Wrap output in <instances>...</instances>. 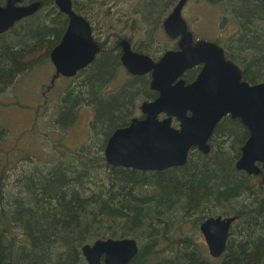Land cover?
I'll list each match as a JSON object with an SVG mask.
<instances>
[{
  "label": "trees",
  "instance_id": "1",
  "mask_svg": "<svg viewBox=\"0 0 264 264\" xmlns=\"http://www.w3.org/2000/svg\"><path fill=\"white\" fill-rule=\"evenodd\" d=\"M8 1L0 0V7ZM40 1L36 13L0 33V95L37 65L50 62L67 31L69 19L54 0L22 3ZM116 1L72 3L76 13L94 24L97 41L104 29L112 32L109 37L115 42L125 39L127 32L139 31L143 40L138 52L155 56L149 48L165 47L157 37L166 34L164 21L180 0H134L113 13ZM204 2L220 10L221 29L237 27L230 38L217 40L226 58L242 68L244 81L264 83V2ZM120 68V52L102 51L76 77L66 78L69 84L57 104L58 115L49 125L66 134L79 111L90 108L94 120L89 144L66 151L59 142L54 157L34 161L14 189L0 160V264H87L84 245L123 238L139 245L130 264H264V169L251 176L236 168L249 130L240 119L226 116L209 141L210 153L194 147L184 166L162 172L110 166L105 149L111 136L130 125L142 102L157 97L143 76L107 92ZM173 125L178 128L177 120ZM6 131L0 120V156ZM28 160L31 163V157ZM219 216L237 221L225 253L215 259L201 241L200 227Z\"/></svg>",
  "mask_w": 264,
  "mask_h": 264
},
{
  "label": "water",
  "instance_id": "2",
  "mask_svg": "<svg viewBox=\"0 0 264 264\" xmlns=\"http://www.w3.org/2000/svg\"><path fill=\"white\" fill-rule=\"evenodd\" d=\"M19 1L9 0L6 7H0V33L36 13L43 3L15 6ZM54 1L68 17L69 25L50 59L57 76L74 78L93 63L102 47L94 40L90 23L73 10L72 0ZM188 1L180 0L164 21L166 33L173 39L181 38L180 50L169 51L154 62L122 42L123 65L133 75L151 73V88L159 92V97L142 106L145 118H134L129 126L115 131L105 149L106 161L110 166L145 172L184 166L192 148L210 153L208 143L217 125L230 115L240 119L250 132L236 168L258 176L259 165L264 169V83L250 85L243 81L242 70L226 59L222 46L208 41L194 43L182 17ZM202 64L194 83L177 81L184 72ZM161 115L165 119L160 120ZM173 119L179 128L172 126ZM236 220L219 216L202 223L200 230L212 258L225 253ZM138 253V242L132 238L99 239L82 247L87 264H130Z\"/></svg>",
  "mask_w": 264,
  "mask_h": 264
},
{
  "label": "rangeland",
  "instance_id": "3",
  "mask_svg": "<svg viewBox=\"0 0 264 264\" xmlns=\"http://www.w3.org/2000/svg\"><path fill=\"white\" fill-rule=\"evenodd\" d=\"M115 1V0H113ZM134 0H117L113 5V13L120 12L122 8ZM104 12V11H102ZM182 17L190 27L195 39L199 41L218 39L225 41L233 36L236 26L220 27L221 12L218 8L208 5L204 0H189L185 5ZM100 23L105 22L103 14L99 15ZM130 38L133 34L129 33ZM160 45L168 47L171 44L167 35L157 37ZM143 40V39H142ZM179 40L176 41L178 43ZM157 49L153 53L158 55L161 47L155 44ZM129 78V77H128ZM127 74L120 71L118 79L110 86L107 92L117 91L120 85L127 79ZM69 84V79L57 76L52 62H46L34 67L22 76L6 93L0 95L1 113L0 120L6 124V136L1 142L0 160L10 175L9 186H17V178L26 170H29L39 158L50 159L54 157L55 145L59 142L66 151L78 150L90 142V125L94 120V111L83 107L78 113V119L74 126L63 133L50 126V122L58 113L57 104L64 88ZM142 112L138 110L137 116ZM69 120V119H68ZM70 121V120H69ZM24 154L27 157H24ZM24 159L26 160H23ZM31 157V163L28 158ZM45 160H39L43 163ZM201 241L205 243L201 234Z\"/></svg>",
  "mask_w": 264,
  "mask_h": 264
},
{
  "label": "flooded vegetation",
  "instance_id": "4",
  "mask_svg": "<svg viewBox=\"0 0 264 264\" xmlns=\"http://www.w3.org/2000/svg\"><path fill=\"white\" fill-rule=\"evenodd\" d=\"M9 2V1H8ZM8 5V3L6 4V6ZM15 6H17V7H25L24 5H23V3H22V0H20L19 2H15V4H14ZM6 6H4V7H6ZM78 14V13H77ZM78 15H80V14H78ZM80 16H82V15H80ZM83 17V16H82ZM84 18V17H83ZM86 19V18H85ZM87 20V19H86ZM88 21V20H87ZM89 22V21H88ZM90 23V25H91V28H92V36H93V38H94V40L96 41V42H98L100 45H101V47H102V49L98 52V54L99 53H101L102 51H116V53H118L119 54V52H120V60H121V72L122 71H124L126 74H127V78L130 80V79H134V78H136V77H147L148 79H149V85H150V89L152 90V91H155L156 93H157V97L155 98V99H153V100H151V101H146V102H142L140 105H139V108L137 109V111L138 110H140L141 112H142V114H141V116L140 117H136V118H139V119H143V118H145L146 116H145V114L143 113V111H142V106L145 104V103H150V102H153V101H155L158 97H159V92L158 91H156V90H153L152 88H151V82H152V75H151V73H149V74H145V75H133V74H131L127 69H126V67L123 65V63H122V57H123V55H124V46L122 45V42H128L129 44H130V49H131V51L132 52H135V53H140V54H144V55H147V54H145V53H141V52H138V48H139V46H140V42H141V40H142V38H141V35H142V32H130L131 34H133V37H135V38H130L129 37V32H127L126 34H125V36H126V38L125 39H121L120 41H117V42H115V41H112V39L109 37V35L112 33V32H108L107 31V29H104V30H101L100 31V35H99V37H100V41H97L96 40V38H95V36L97 35V32H96V34H95V32H94V24H92L91 22H89ZM187 24V23H186ZM188 26V25H187ZM163 27H164V24H163ZM121 29L122 30H124L125 28H123V27H121ZM188 30L192 33V31L190 30V27L188 26ZM164 31H165V29H164ZM166 32V31H165ZM167 34V33H166ZM168 35V34H167ZM192 35H193V33H192ZM168 38L170 39V41H171V44L168 46V47H161L159 50L161 51L158 55H156V54H154L155 56H153V55H147V56H149V57H151L152 59H153V61L154 62H158L167 52H169V51H177V50H180L181 49V47H180V41H181V38H176V39H173V38H171L169 35H168ZM177 40H179V42H178V44L176 43V41ZM193 40H194V43H197V42H199V41H196V39H195V37H194V35H193ZM104 41H108V43H104ZM203 41H207V40H203ZM208 42H214V43H216V44H218L217 43V41H213V40H208ZM103 44H105V45H103ZM174 44H177V46L175 47H172ZM219 45V44H218ZM221 46V45H220ZM222 48L224 49V54H225V47H223L222 46ZM152 52H153V50H155V49H157V47H150L149 48ZM98 54L96 55V58H97V56H98ZM225 57H226V55H225ZM95 58V59H96ZM227 59V58H226ZM227 60H229V61H232L236 66H238L241 70H242V68L239 66V65H237V63H235L233 60H230V59H227ZM95 61V60H94ZM94 61H93V63H94ZM86 69V68H85ZM202 69H203V64L202 65H199V66H196V67H194V68H192V69H189V70H187L186 72H184L183 74H182V76L177 80V81H180V80H183L184 82H185V84L186 85H189V84H192V83H194L197 79H198V77H199V75H200V73H201V71H202ZM242 78H243V71H242ZM244 81V80H243ZM113 84V83H112ZM111 84V85H112ZM123 84V83H122ZM121 84V85H122ZM261 84V83H260ZM111 85H109V87H108V89H110V86ZM120 85V86H121ZM251 85V84H250ZM107 89V90H108ZM109 91V90H108ZM189 115H190V113H189ZM228 116H230V115H228ZM160 120H163V119H165V115H161L160 117ZM134 119V118H133ZM176 119H173L172 120V126L174 127V121H175ZM178 122V121H177ZM175 128V127H174ZM178 128H179V126H178ZM209 144V143H208ZM260 166V165H259ZM261 167V169L263 168L262 166H260ZM237 221V220H236ZM235 221V222H236ZM234 222V223H235Z\"/></svg>",
  "mask_w": 264,
  "mask_h": 264
}]
</instances>
